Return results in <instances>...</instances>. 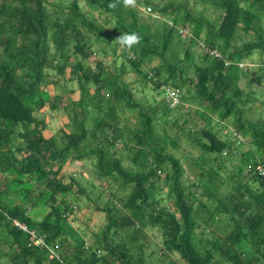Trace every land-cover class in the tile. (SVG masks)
<instances>
[{"label": "trees", "instance_id": "obj_1", "mask_svg": "<svg viewBox=\"0 0 264 264\" xmlns=\"http://www.w3.org/2000/svg\"><path fill=\"white\" fill-rule=\"evenodd\" d=\"M114 2L0 0V264H150L148 229L161 238L148 255L162 264L174 256L181 264H264V182L255 169L264 168V91L244 89L249 73L239 67L264 58V0ZM139 6L157 29L139 21ZM132 32L140 45L115 41ZM262 70H251L258 86ZM129 73L158 99L137 100ZM163 87L177 93L172 108ZM255 103L261 113L249 120ZM58 111L65 120L45 137L43 114ZM179 116L196 153L188 165L168 149L178 138L165 126L177 128ZM73 162H90L95 181L67 173ZM82 200L104 215L88 236L73 225Z\"/></svg>", "mask_w": 264, "mask_h": 264}, {"label": "rangeland", "instance_id": "obj_2", "mask_svg": "<svg viewBox=\"0 0 264 264\" xmlns=\"http://www.w3.org/2000/svg\"><path fill=\"white\" fill-rule=\"evenodd\" d=\"M51 1H60L61 3L66 2V0H51ZM152 3L157 4L161 2H159V0H152ZM146 9H144L142 6L138 7V11H137L138 19L141 23L143 22V23L150 24L151 29L155 30L158 28L159 23L155 21V19H150L149 16L151 13L150 12L147 13ZM203 14L210 20H214L217 16V13L213 12L210 8H207L206 10H204ZM107 51L109 52L110 49L107 48ZM176 52L179 58H182V52H181L180 47L176 49ZM194 52L198 53L197 50L196 51L194 50ZM119 63H120V59L117 60V65ZM156 64H157L156 61H152L150 64L145 65L144 69L149 70L150 68L156 66ZM243 67H244V70L249 74L247 78H245L244 80L240 82V85L244 89L252 90L253 92L256 93V95H259L260 97V93H258V90L262 89L264 91V84H261V86L257 85L256 80L258 78V75L255 72H252L251 70L253 68L260 67L263 69L262 73H264V58L259 59L258 55L255 54L252 57V62L244 63ZM126 82L129 84V87L134 93V97L137 100L143 101L144 103H150L152 102V100L158 99L157 93L152 90L151 86L149 84H146V85L141 84L140 81L136 79L134 74L129 73L126 76ZM258 107H259L258 103L252 104L251 110H249L246 113V118L249 120H255L261 113V107H259V109ZM43 115H45L46 121L48 123V129L44 133L46 137L51 136V134H53L60 127L61 123L65 120L60 111L45 113ZM125 115L129 118L128 123L134 122V120L130 116H128L127 113H125ZM185 119H187L185 116H182V117L179 116L177 120V125H178L177 128L170 127L169 125L165 127L167 128V134H168L169 139L174 138L176 136L179 139V140L177 139V148L175 150H171L170 147H168V149L171 151V153L174 154V156H176L177 158L181 160V163L183 165H188V161L186 160V158H189V157L195 158L196 153L189 148L188 142L184 139V135L182 134V131H180L179 129V127L183 126V120ZM190 125L191 123L187 124L185 126V129H188ZM160 127H161V123L160 121H158L157 126H156V131L159 134H161ZM244 144H245L244 148L247 147V143L245 142ZM184 156L186 157L184 158ZM123 166L126 167L127 163L123 162ZM92 169L93 167L90 162L89 163L73 162L65 170L67 171V173L73 175L75 179H83L84 182L89 183L90 181H95L93 177L91 176ZM223 177H226V175H223ZM192 179H194V177L190 176L189 180H192ZM156 187H157L158 193L164 195L165 190L162 187V184L160 182L157 183ZM107 195H108L107 192L106 193L104 192V196H107ZM84 202L86 201L82 200V202H80L79 204V210H77L76 220H74L73 225L75 227L77 226V229L82 234L88 236L91 233L99 232V229L104 222V215L101 213L94 212L91 206L85 204ZM160 243H161V238L160 236L158 237V234L156 233V231L148 229L146 244H149V249H145L144 252H145V256L147 255V258H148L147 261L150 264H162L161 262L158 261V259H156V255H153V256L148 255L150 251L156 252L159 248V245H161ZM172 258L176 260L175 264H181V262L177 260V257L174 256Z\"/></svg>", "mask_w": 264, "mask_h": 264}, {"label": "built area", "instance_id": "obj_3", "mask_svg": "<svg viewBox=\"0 0 264 264\" xmlns=\"http://www.w3.org/2000/svg\"><path fill=\"white\" fill-rule=\"evenodd\" d=\"M146 11L148 13L149 12V8H147ZM209 54L211 56L215 57V58H220L219 53H217L214 50L210 51ZM239 67H243V64H239ZM153 73L154 72H152V74ZM161 89H163V98L166 100V102L169 105V107L172 108L176 104H178L179 99H178L176 91H174V90H172L170 88H166V87H163ZM255 169H256L258 177L261 179L262 182H264V168L258 166ZM13 225L16 228L22 230L23 232L29 234L31 236V238L33 239L32 240V244L34 246H43L44 245L43 240L41 238L36 237L34 232L33 231H29L25 225L15 221V220L13 221ZM56 249H57V246H54L53 248H49L48 249V258L49 259L56 258Z\"/></svg>", "mask_w": 264, "mask_h": 264}, {"label": "clouds", "instance_id": "obj_4", "mask_svg": "<svg viewBox=\"0 0 264 264\" xmlns=\"http://www.w3.org/2000/svg\"><path fill=\"white\" fill-rule=\"evenodd\" d=\"M122 3L126 8H135L137 6V0H116V2L111 3L109 7L115 8L117 4ZM115 41L120 44L122 48L132 49L135 46H138L142 42V37L139 33H122L119 35Z\"/></svg>", "mask_w": 264, "mask_h": 264}, {"label": "crops", "instance_id": "obj_5", "mask_svg": "<svg viewBox=\"0 0 264 264\" xmlns=\"http://www.w3.org/2000/svg\"><path fill=\"white\" fill-rule=\"evenodd\" d=\"M45 133V132H44ZM52 135V134H51ZM44 136H45V134H44ZM46 137V136H45ZM47 137H49V136H47Z\"/></svg>", "mask_w": 264, "mask_h": 264}]
</instances>
